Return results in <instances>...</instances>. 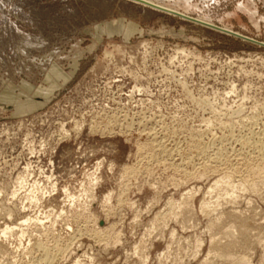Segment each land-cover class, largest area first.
Listing matches in <instances>:
<instances>
[{
	"label": "rangeland",
	"instance_id": "1",
	"mask_svg": "<svg viewBox=\"0 0 264 264\" xmlns=\"http://www.w3.org/2000/svg\"><path fill=\"white\" fill-rule=\"evenodd\" d=\"M150 1L0 0V264H264V0Z\"/></svg>",
	"mask_w": 264,
	"mask_h": 264
},
{
	"label": "water",
	"instance_id": "2",
	"mask_svg": "<svg viewBox=\"0 0 264 264\" xmlns=\"http://www.w3.org/2000/svg\"><path fill=\"white\" fill-rule=\"evenodd\" d=\"M104 28L106 29L108 36L113 34L122 35V41L124 42L129 41V39L135 32H139L137 26L134 23L127 22L123 18L114 19L110 22H106L104 24ZM52 98L53 96H49L45 99H42V101L39 103H34L35 105H31L30 103L27 104V101L20 100H17L16 103H13V105L10 103H0V108L8 110L13 109L14 112L11 113L10 118H18L44 108L51 101Z\"/></svg>",
	"mask_w": 264,
	"mask_h": 264
},
{
	"label": "bare ground",
	"instance_id": "3",
	"mask_svg": "<svg viewBox=\"0 0 264 264\" xmlns=\"http://www.w3.org/2000/svg\"><path fill=\"white\" fill-rule=\"evenodd\" d=\"M133 1H135V2H139V3H143V4H145V5H148V6H151V7H154V8H157V9H161V10H165V11H167V12H169V13H174V14H178V12L177 11H175V10H172V9H169V8H167V7H164V6H161V5H158V4H155V3H153L152 1H150V0H133ZM181 17H185V16H182V15H180ZM186 18H189V17H186ZM203 24H207V25H210V26H212L211 24H208V23H205V22H203ZM75 123H77L76 124V127L78 126V122H75ZM63 131H65V129H63ZM263 135H264V133H263ZM264 142V141H263ZM16 225V224H15ZM5 233V232H4ZM45 254V253H44ZM46 258V257H45ZM44 258V259H45ZM49 259V258H48ZM45 261V260H44ZM48 264V263H47Z\"/></svg>",
	"mask_w": 264,
	"mask_h": 264
},
{
	"label": "built area",
	"instance_id": "4",
	"mask_svg": "<svg viewBox=\"0 0 264 264\" xmlns=\"http://www.w3.org/2000/svg\"><path fill=\"white\" fill-rule=\"evenodd\" d=\"M134 76V75H133ZM134 77H136V75L134 76ZM134 88L138 91V86L136 85V86H134ZM132 89V90H130V96H129V99H132L133 98V94H134V92L136 91L135 89ZM94 118H95V116H94ZM91 122H90V125L91 124H95V121H93V120H90ZM110 122H111V119H110Z\"/></svg>",
	"mask_w": 264,
	"mask_h": 264
}]
</instances>
